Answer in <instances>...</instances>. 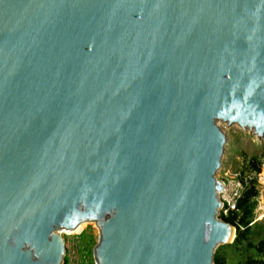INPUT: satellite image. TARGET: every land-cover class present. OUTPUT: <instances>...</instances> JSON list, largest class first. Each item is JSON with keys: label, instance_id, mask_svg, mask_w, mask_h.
<instances>
[{"label": "water", "instance_id": "obj_1", "mask_svg": "<svg viewBox=\"0 0 264 264\" xmlns=\"http://www.w3.org/2000/svg\"><path fill=\"white\" fill-rule=\"evenodd\" d=\"M220 124L264 136V0H0V264L83 221L95 264H213Z\"/></svg>", "mask_w": 264, "mask_h": 264}, {"label": "rangeland", "instance_id": "obj_2", "mask_svg": "<svg viewBox=\"0 0 264 264\" xmlns=\"http://www.w3.org/2000/svg\"><path fill=\"white\" fill-rule=\"evenodd\" d=\"M220 128L225 134V144L221 158V168L217 171V178H221L224 170L239 172L242 176H247L249 180L255 179L257 189L256 206L254 210V221L261 223L254 234V240L264 236V181L260 175L264 174V136L258 138L248 130L240 128L238 125L227 126L220 124ZM251 157H256L261 162V171L255 174L246 169V161ZM248 180V181H249ZM60 234L64 240L65 264H95L93 259V249L97 243L99 229L95 221L84 222L74 231H64ZM68 233V234H67ZM89 237V238H88ZM223 246V245H221ZM220 248V247H219ZM222 248L220 252L226 255L228 262L236 263L240 256L233 251Z\"/></svg>", "mask_w": 264, "mask_h": 264}, {"label": "trees", "instance_id": "obj_3", "mask_svg": "<svg viewBox=\"0 0 264 264\" xmlns=\"http://www.w3.org/2000/svg\"><path fill=\"white\" fill-rule=\"evenodd\" d=\"M261 165L259 159L251 157L246 161L245 170L258 174L261 171ZM257 192L255 179L249 180L242 196L238 199L237 210L231 211L226 216L219 214L223 221L235 228V237L231 243L218 246L214 252L213 264H231L224 251L220 252L222 248L229 249L240 256L234 264H264V236L254 240L255 229L261 225L254 221Z\"/></svg>", "mask_w": 264, "mask_h": 264}, {"label": "built area", "instance_id": "obj_4", "mask_svg": "<svg viewBox=\"0 0 264 264\" xmlns=\"http://www.w3.org/2000/svg\"><path fill=\"white\" fill-rule=\"evenodd\" d=\"M260 178L264 181V174L260 175ZM218 179L223 183V188L218 193L221 201L219 214L226 216L231 211L237 210L238 199L242 196L249 179L247 176L240 175L239 172L229 170H224L221 178Z\"/></svg>", "mask_w": 264, "mask_h": 264}, {"label": "bare ground", "instance_id": "obj_5", "mask_svg": "<svg viewBox=\"0 0 264 264\" xmlns=\"http://www.w3.org/2000/svg\"><path fill=\"white\" fill-rule=\"evenodd\" d=\"M264 208V207H263ZM84 222H87V221H83V222H80L79 224H77L75 227H73V228H69V229H66V228H61L58 232H60V234H62V233H66V232H64V231H67V230H69V231H74V230H76L82 223H84ZM68 234V233H67ZM233 234H234V232H233V229L231 228L230 230H229V233H228V235H227V239H229V240H231L232 239V237H233Z\"/></svg>", "mask_w": 264, "mask_h": 264}]
</instances>
